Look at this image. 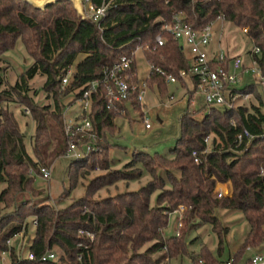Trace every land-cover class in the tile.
Listing matches in <instances>:
<instances>
[{
	"label": "trees",
	"instance_id": "1",
	"mask_svg": "<svg viewBox=\"0 0 264 264\" xmlns=\"http://www.w3.org/2000/svg\"><path fill=\"white\" fill-rule=\"evenodd\" d=\"M176 14L183 15L184 21L196 29L221 18L238 30L246 29L248 40L259 49L258 54L250 53L251 59L264 73V0H121L109 14L115 23L111 25L109 21L103 31L91 19L80 20L66 0L44 10L34 9L22 0H0V183L6 184L0 202L5 208L13 207L10 213L0 217V255L8 253L11 264H162L166 257L183 255L189 256L190 264H220L205 247L197 254L189 253L186 242L194 218L209 223L216 232L220 224L214 216L217 208L240 211L249 224V231L232 258L234 264L243 258L247 247L262 244L264 113L255 107L247 109L233 103L224 109L212 106L201 119L188 110L183 112L178 120L179 136L171 150L172 158L135 153L127 165L134 167L130 173L111 171L96 177L87 184L83 196L65 208L57 209L49 198L18 203L25 192L40 194L29 173L40 175V168L48 167V155L66 154L61 109L67 93L60 92V82L75 58L84 55L76 64L74 75L75 85L82 86L101 77L103 67L111 66L121 55H130L137 45L151 42ZM18 39L33 63L14 85L8 86L3 55L15 47ZM127 41L130 42L120 47ZM144 57L149 65L173 75L189 66L188 54L170 37H166V43L155 54L144 53ZM229 61L226 57L214 67L228 68ZM131 74V82L139 84L135 60ZM36 75L45 77L41 90L46 98L52 99V109L36 103L35 93L29 95L28 82ZM144 82L147 88L156 87L160 96L167 92L164 78L155 71H150ZM178 84L186 86L181 79ZM254 87L257 84L233 91L252 94ZM188 94L190 101L192 91ZM15 103L22 105L34 121L30 138L33 157L26 151L25 136L11 110ZM129 105L137 110L143 104L132 97ZM121 107L125 109L123 116L128 118L131 109L126 103ZM117 117L106 108L104 90L98 87L92 95L89 119L101 139L100 150L70 162L69 190L58 200L68 195L80 179L86 178L87 169L109 168L112 145L108 138L117 131L114 122ZM244 129L253 135L250 141L245 137L238 141L237 135ZM210 136H213L212 149L204 155L205 140ZM192 151L198 153L201 163H194ZM158 170L163 171V176ZM143 174L153 180L137 191L93 199L99 190L119 180H138ZM216 182L231 183V196L215 198ZM166 184L170 189H164ZM157 191L160 192L152 204L151 196ZM178 205L186 209L182 231L178 236L163 237L159 230L168 225L166 212ZM27 216L36 221L27 246L34 260H19L7 241L21 232ZM225 231H217L220 245ZM146 244L149 245L141 250ZM54 249L59 250V257L40 260L48 251L56 256ZM160 252L163 254L154 257Z\"/></svg>",
	"mask_w": 264,
	"mask_h": 264
},
{
	"label": "rangeland",
	"instance_id": "2",
	"mask_svg": "<svg viewBox=\"0 0 264 264\" xmlns=\"http://www.w3.org/2000/svg\"><path fill=\"white\" fill-rule=\"evenodd\" d=\"M88 11L87 7V13ZM212 26L213 46L220 49V51L231 58L239 57L244 64V69L252 67L253 64L250 53L253 50V44L248 40L243 30L236 29V27L223 18L213 21ZM3 58L5 60L3 66L8 86L14 85L20 75L33 63V60L26 54L20 39L17 40L12 50L4 53ZM83 58V54L78 55L72 64L73 68H75L76 64ZM135 63L137 74L141 81L140 85L146 88L142 106L143 109L131 110L128 118L120 116L115 119L114 122L117 125V131L108 138L109 143L112 145L109 152V168L107 170L100 169L99 167H94L91 170L87 169L86 178L80 179L77 186L69 191L68 195L58 200L64 191L69 190L67 170L73 158L70 154L59 157H51L48 155V168L50 170L49 179H43L40 175H36L33 172L29 173L34 177L33 186L40 191V194L37 196L25 192L19 198L18 203H26L28 201L36 203L49 198V202L54 204L57 209H62L69 206L74 200L82 197L87 184L96 177L105 175L111 171L130 173L134 167L130 168L127 167V165L130 163L135 153L143 152L149 155L158 154L169 159L172 158L171 150L174 148L179 136L178 120L180 115L188 110L196 119H201L209 112V109L205 105L202 94L194 92L193 85L190 81H188L187 84L189 90L186 86L180 84L167 85V92L163 96L159 95L156 87L152 89L147 88L144 81L149 74V65L142 52L136 53ZM260 75L264 76V73L260 71ZM44 81L45 77L40 75H36L31 79L28 82L30 89L29 95H34L35 93L34 101L36 103L48 105L52 109V99L46 98V94L41 90ZM248 84H257V88L254 87L252 94L237 91L234 101L232 102L233 105L236 107L242 106L247 109H253L255 107L264 113V81L256 75L245 74L236 89L240 90ZM190 91H192L190 95L191 100L188 101V93ZM170 96H172V98ZM226 107H228V105H221L222 109ZM11 108L25 136L24 142L26 151L33 157L30 138L34 133V121L30 113L26 112L25 108L19 103L11 105ZM141 111H143L144 115H141L140 119ZM143 118H146L150 123V129H145L143 127ZM212 137L213 136H210L207 139V149L203 152L204 155H207L212 149ZM53 142L55 144V141ZM51 150L50 147L48 154L51 153ZM157 172L163 176V171L158 170ZM261 172L264 171L261 170ZM152 180L153 178L148 174H143L140 179L135 181L119 180L99 190L93 196V199L101 200L120 193L137 191ZM229 185L232 190V185L228 182V186ZM5 187V183H0V193ZM164 189H170V186L166 184ZM159 192L160 191H157L151 196L152 204ZM12 210L13 207L5 208L0 202V217L6 213H10ZM185 210L183 205H178L174 210L166 212L168 225L166 228L159 230V233H161L163 237L176 236L177 232L180 233L182 231L183 218L186 214ZM214 216L220 223L216 232L209 223L201 222L196 218L192 219L190 222L191 226L186 236L188 252L197 254L201 247H205L214 254L220 264H226L227 261L233 260L234 254L243 243L249 231V224L245 220L243 214L236 210L217 208L214 211ZM34 221L32 216H27L22 224L21 236H13L10 238V242L7 243L8 247H13L17 258H23L27 254L29 237L35 228ZM222 230L226 231L223 233V243L220 245L217 231L222 233ZM148 245L149 244H146L141 250L145 249ZM263 251L264 239L259 247H247L243 258L235 264H245L253 254L262 253ZM54 252L56 253V259L57 256L59 257L60 252L57 249H54ZM163 253L166 252L163 251ZM163 253H155L154 257H158ZM10 262L8 253L0 255L1 264H11ZM162 264H190L189 256L183 255L173 259L166 257ZM232 264L234 263L232 262Z\"/></svg>",
	"mask_w": 264,
	"mask_h": 264
},
{
	"label": "built area",
	"instance_id": "3",
	"mask_svg": "<svg viewBox=\"0 0 264 264\" xmlns=\"http://www.w3.org/2000/svg\"><path fill=\"white\" fill-rule=\"evenodd\" d=\"M120 1L81 0V5L86 20H93L97 23L98 29L103 31L107 27V23L111 21L109 18L110 11L116 9ZM87 7L89 10L88 13ZM114 23L112 21L110 22L111 25ZM212 27V23H209L202 28L196 29L184 21L183 15H173L171 20L162 26L161 33L157 34L151 42L137 45L130 55H121L111 66L103 67L101 77L87 82L82 86L75 85L74 75L76 69L71 65L62 76L60 82V92L67 93L61 109L64 138L67 143L65 155L70 154L73 159H78L91 152H98L100 150L98 142L101 139H98L92 122L89 119L92 95L97 92L98 87L101 86L104 90L106 108L112 110L118 117L125 114V109L121 107L122 104L126 103L128 108L132 110L129 105L132 97L140 104H143L146 88L141 87V82L139 84L131 82L133 61L135 60L137 52H142L143 55L144 53L155 54L166 43V37H170L181 44L182 49L188 54L189 66L187 69L180 70L176 75H173L148 64L149 72L155 71L158 73L164 78V82L167 85L178 84L179 79L186 84H188V81L192 85L195 82L193 85L194 92L202 94L208 109L212 106H221L224 104L230 106L237 94L233 90L241 82L243 75H256L264 81V76L260 75L259 68L253 59H251L253 66L244 69V64L239 57L231 58L220 50L212 52ZM243 32L246 33V29ZM129 42L127 41L120 47L126 46ZM251 53L258 54L259 49L253 47ZM226 57L230 59L228 68L222 66L214 67L215 64L224 61ZM170 97L172 98V96ZM142 106L138 109L142 110ZM141 115H144L143 111H141L140 119ZM142 120L143 127L150 129L151 125L148 120L146 118ZM244 137L250 141L253 135L244 129L237 135V139L241 141ZM207 139L205 142H207ZM191 156L194 163H201V158L196 151H192ZM261 175H264V172H261ZM40 176L43 179H49V168L41 167ZM231 192V186H228V183L216 182L214 189L215 198L221 199L229 197L231 196ZM34 224L36 226V221H34ZM87 235L89 234L87 233ZM178 235L179 233L177 232L176 236ZM15 236L20 237L21 232ZM9 242L10 239L7 243ZM18 259L34 260V256L27 251L26 256ZM54 259L55 254L52 251L46 252L40 258L41 261ZM232 261L229 260L226 264H232ZM248 263L264 264V256L253 254L249 258Z\"/></svg>",
	"mask_w": 264,
	"mask_h": 264
},
{
	"label": "water",
	"instance_id": "4",
	"mask_svg": "<svg viewBox=\"0 0 264 264\" xmlns=\"http://www.w3.org/2000/svg\"><path fill=\"white\" fill-rule=\"evenodd\" d=\"M23 2L27 3L28 5L32 6L34 9H37V10H44L45 8L59 2V1H62V0H22ZM66 1H69L75 12H76V15L77 17L80 19V20H86V17L83 13V10H82V5H81V0H66Z\"/></svg>",
	"mask_w": 264,
	"mask_h": 264
},
{
	"label": "crops",
	"instance_id": "5",
	"mask_svg": "<svg viewBox=\"0 0 264 264\" xmlns=\"http://www.w3.org/2000/svg\"><path fill=\"white\" fill-rule=\"evenodd\" d=\"M211 50H212V52H216V51H218V50H220V49H218V48H215V46H213V43L211 44ZM186 87H187V89H188V85L186 84ZM189 90V89H188ZM264 251L262 252V253H255V254H259V255H262V256H264ZM246 264V263H245Z\"/></svg>",
	"mask_w": 264,
	"mask_h": 264
}]
</instances>
